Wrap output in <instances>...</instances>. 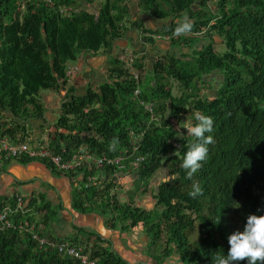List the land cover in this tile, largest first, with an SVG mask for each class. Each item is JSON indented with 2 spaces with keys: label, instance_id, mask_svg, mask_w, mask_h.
<instances>
[{
  "label": "trees",
  "instance_id": "16d2710c",
  "mask_svg": "<svg viewBox=\"0 0 264 264\" xmlns=\"http://www.w3.org/2000/svg\"><path fill=\"white\" fill-rule=\"evenodd\" d=\"M23 1L0 0V140L23 141L27 121L43 116L40 93L65 90L54 138H47L49 149L123 157L122 169L103 166L107 174L102 189L74 188L72 209L78 214L100 209L112 232L142 228L151 247L163 245L161 254L151 249L147 254L155 264L173 256H180L183 264H212L216 252L226 254L228 236L242 230L246 217L264 214V0H215L213 11L207 8L210 0H102L97 13L85 9L91 0ZM131 1L164 24L151 31L132 20ZM63 6L79 10L67 16L59 11ZM185 13L194 21L193 30L176 35V20ZM130 27L148 34L142 41L151 47L165 41L169 47L190 48L204 33L209 44L191 55L156 54L145 81L139 71L143 57L134 61L139 72L135 81L112 56L106 80L76 94L67 85V64L101 49L110 54ZM213 35L222 40L223 53L214 51ZM170 79L177 82L178 95L171 92ZM136 88L140 93L134 96ZM141 103H150L151 113ZM197 110L213 117L214 142L202 168L189 178L181 165L194 138L180 123H195ZM114 138L118 143L112 149ZM135 158L141 160L131 167ZM12 161L25 164L28 159L5 160L0 155V175ZM39 163L60 174L49 162ZM161 170L168 179L151 186V178ZM111 171L131 174L134 190L150 195L153 208L113 194ZM194 183L203 189L196 198L188 194ZM22 198L27 204L15 211V197L0 196V212L11 208V226L0 230V264H79L59 253L58 244L83 247L96 264H143L122 258L110 240L95 232L74 227L71 237H58L50 227L56 212L49 202L42 195L38 200ZM33 224L46 240L41 247L26 230Z\"/></svg>",
  "mask_w": 264,
  "mask_h": 264
},
{
  "label": "crops",
  "instance_id": "0c3cea01",
  "mask_svg": "<svg viewBox=\"0 0 264 264\" xmlns=\"http://www.w3.org/2000/svg\"><path fill=\"white\" fill-rule=\"evenodd\" d=\"M101 2L102 0H91L89 4H85V9L88 11L89 9H92L90 11L97 13ZM132 7L130 8L132 20L141 23L145 29L154 31L164 24V21L162 20L159 21L152 16L143 14L140 10H138L137 6L135 7L134 5L135 10H132ZM147 35L148 34H141V29L138 27L128 28V30L125 32L124 38L113 43L112 50L110 51L111 53L108 54L110 55V59L121 49L130 50L131 48L134 51L136 50L139 56L143 57V60L146 59L144 50L147 49L146 47H148L149 44L143 43L142 38ZM164 42L165 41H158L155 42V44L157 43L159 49H170L168 44ZM153 54L156 55L157 53L154 52L152 55ZM108 55L101 49L96 53L83 55L75 62H69L67 67L77 68L78 71H72L73 73L67 80V85L73 86L76 94H83L87 88H96L99 83L106 80V69L104 65L107 64L106 59ZM147 64L150 68V64ZM76 83L81 84H79L77 87L75 85ZM93 85L95 86L92 87ZM64 94L65 90L63 89H60L56 92L43 91L40 93V101L42 104L44 103V112L42 118L37 120L39 122L38 130L33 133L36 141L39 138H43L49 134L52 138H54L53 126L57 117L59 116V105L63 100ZM48 114L51 116V120L48 117ZM30 121L34 120L27 121V127L29 125L32 126ZM62 182L67 183V188L61 187L60 184ZM74 185L75 184H73L70 179L63 175H57L53 173L38 161L28 160L25 164L19 163L18 161H12L6 167V172L0 175V196L9 197L10 195L19 194L26 199L36 197L38 200V196L42 195L49 202L50 206L55 209L56 215L54 220L60 221V219L56 217L58 216L59 212H62V210L59 212H57V210L62 209V205L60 203L65 200L63 196V194H65L67 196V202L65 209H63L65 214L62 213V220H64L65 223L71 228H66L67 235L65 234V236H62L59 228L58 230L57 227L54 228V222L52 221L50 227L55 235L63 238L71 237L75 233L74 227H78L84 229L86 232H95L97 235H99L100 239L105 238L110 240L108 236H112L110 242L113 247L115 244H119L123 249H126L128 245H124L123 240H125L127 243V238H121V235H116V232H112L106 228L104 224L105 219L103 220L102 216H98L94 213L78 214L72 209L71 197L74 190ZM66 224H64V226H67ZM64 226L61 224L62 228ZM103 228L106 232H108L106 236H103ZM113 237L115 238V242L113 241Z\"/></svg>",
  "mask_w": 264,
  "mask_h": 264
},
{
  "label": "built area",
  "instance_id": "2783aa9c",
  "mask_svg": "<svg viewBox=\"0 0 264 264\" xmlns=\"http://www.w3.org/2000/svg\"><path fill=\"white\" fill-rule=\"evenodd\" d=\"M19 1L22 4L24 2L23 0ZM78 10V8L73 6H63L59 11L61 14L69 16L73 12H78ZM150 36L155 40L160 39V37H154L153 35ZM118 59L123 64V68L127 71L131 78L138 81L139 72L133 66L136 55H134L129 49H123L120 52ZM76 70L77 68H68L67 76L71 75L73 73L72 71ZM139 93V88H136L134 90V96H137ZM141 105L144 109L151 113L152 105L150 103H141ZM0 155L5 160L24 157L29 161L49 162L51 164V168L55 172L70 179L72 183L75 184L74 188L77 190H82V188L86 189L90 186H98L102 189V184L106 181L107 174L103 173V166L112 167L116 165L118 169H122L120 161L123 160V157L108 159L105 157L95 156L94 154L86 151V149L78 150L73 153L66 152L64 149H61V152L59 153L53 152L48 147L47 136H45V138H39L33 144H30L26 140L19 141L18 143H10L7 139H2L0 140ZM140 160V158H135V162L132 165L130 164L131 167H135L137 165L136 162H139ZM109 178L114 180L112 188L113 194H118L119 191L126 194V192L132 190L133 188L132 185H129L130 183H133L134 180L131 174L125 177L120 171H111ZM18 195L19 194L13 195L16 200L15 211H18L25 204H27V201H23L22 196ZM119 197L121 198V196ZM10 211L11 208L4 207L0 212V230L11 226V223L8 221ZM26 230L30 232L31 239L35 241L39 247L46 243L45 238L39 236L38 233L34 231V224ZM57 249L59 253L74 258L79 264H96L97 259L91 257V255L88 252H85L81 246L58 244Z\"/></svg>",
  "mask_w": 264,
  "mask_h": 264
},
{
  "label": "clouds",
  "instance_id": "9594fccd",
  "mask_svg": "<svg viewBox=\"0 0 264 264\" xmlns=\"http://www.w3.org/2000/svg\"><path fill=\"white\" fill-rule=\"evenodd\" d=\"M193 27V19L185 13L176 20L174 33L176 35L188 34L193 30ZM194 115L196 122L189 123L186 127L187 134L192 135L194 139L184 153L181 165L187 170L186 176L189 178L202 168V162L206 161L209 155V146L214 142L211 134L214 128L213 117L204 115L199 110ZM117 143L118 141L114 138L110 143V148L114 149ZM202 191L199 184L194 183L188 194L196 198ZM228 244L230 247L227 253L216 252L212 264H237L238 261L245 260L246 264H264V214H249L242 230L237 229L228 236ZM175 261L183 264L180 256L173 257V262Z\"/></svg>",
  "mask_w": 264,
  "mask_h": 264
},
{
  "label": "rangeland",
  "instance_id": "374dc122",
  "mask_svg": "<svg viewBox=\"0 0 264 264\" xmlns=\"http://www.w3.org/2000/svg\"><path fill=\"white\" fill-rule=\"evenodd\" d=\"M214 3H215V0H210L209 2H207L208 10H211V11L214 10ZM134 5L136 7V4L133 1H131L130 2V8L132 7V10H135ZM197 7H199V6L197 5L193 9L196 10ZM90 10H92V9H89V11ZM208 10H207V12H208ZM204 34L197 35L198 36L197 40L195 41V43L193 42L194 44L191 45L190 48H180V49H178V47H176V46H170V49H168V48L167 49L166 48L159 49L157 43L153 47H151V46L146 47L147 49L144 50V54L146 55L145 56L146 59L143 60L144 66H143V69L141 68V70H139L140 71L141 81H145V77L147 75L146 72H147V70H149V65L147 63L150 64V68H151V64L155 60L154 59L155 55L154 54L152 55V53L155 52V53L158 54V56H162V55H165V53H167V52L168 53L174 52V54L177 57H180L181 54L191 55L192 51L198 50L201 47H204V46L209 44V39L207 38L208 36L207 37H202V35H204ZM212 38H213L212 44H213L214 51L216 53H223L225 51V48L223 46L222 40L216 35H213ZM156 42H158V41H156ZM164 43H167V42H164ZM130 50L132 51V53L134 55H136V60H139L140 56L137 53V51L136 50L134 51L132 48ZM121 51H122V49L114 56L115 57H119ZM150 53H151V55H150ZM106 60H107V64L104 65L105 69H107V67H108V63L110 61V55H108ZM77 71H78V69H77ZM79 84H81V83H76L75 85L78 87ZM169 84H170L171 92L174 95H178L179 92H178V84H177V82L170 79L169 80ZM94 86L95 85H93L92 87H94ZM204 88H205V86H204ZM48 117L51 120V116H49V114H48ZM184 120H182V122L180 123V127L181 128L187 127V125H188L186 122H184ZM30 122L32 123V126H30V125L28 126L29 130H27V133H26V136L24 137V140L28 141L30 144H33L36 141V138H35V136H33V133H35V131L38 130L39 122L37 120L30 121ZM50 137H51L50 134L47 135V138H50ZM43 138H45V137H43ZM167 179H168V177H167L166 171L165 170H163V171L161 170V171L157 172L155 175H153V177L151 178V181H150V185L156 187L160 182L166 181ZM63 181H65V180H63ZM60 185L63 188H67V183L66 182L65 183L62 182ZM129 185H132V187H133L134 181H133V183H130ZM134 188L135 187H133L132 190L126 192V194H123L122 191H119L118 194H119V196H121V201L128 200V198L130 196L133 199V201L135 200L134 203H135L136 206L143 207V208H145L147 210L152 209L153 206H154V200L151 198V196L148 195V194L142 195V194H140V192H141L140 188L138 190H136V191L134 190ZM63 196H64L65 200L63 198L64 201H62V203H60L62 205V209H58L57 210V212H59L60 210H62V212H59L58 216L56 217V218L60 219V221L53 219V222H54L53 224H54V228L57 227V230L59 228V231L62 234V236H65V234L67 235L66 228H68L70 226L67 225L64 220H62V213L65 214L63 209H65L66 202H67V200H66L67 196L65 194H63ZM119 199H120V197H119ZM92 213L103 217L100 209H93ZM98 222H99V219H98ZM61 224L63 226H64V224H66L67 226H64L62 228ZM118 234L121 235V238L122 237L123 238H127V243H126L125 240H123V243H124V245H128L127 246V250L126 249L125 250H126V252L130 253L129 254V258L131 259L132 262L138 263L140 261V262H143V264H155L152 261H149V258H147L148 257L147 254H149V250L150 249L153 252L161 254L162 246H163V245H161V242L159 244H156L155 247H151L150 244H148V239H147L146 235L144 234V231H143L142 228H136L133 231H127L128 236L126 234H122V232H120V231H119V233H116V235H118ZM111 237L112 236H108V238L110 240H111ZM113 239H114L113 241L115 242V238L114 237H113ZM173 257H175V256H173ZM173 257L170 258L169 260L165 261L164 264H166V262H167V264H178L177 261L173 262Z\"/></svg>",
  "mask_w": 264,
  "mask_h": 264
},
{
  "label": "water",
  "instance_id": "95a60500",
  "mask_svg": "<svg viewBox=\"0 0 264 264\" xmlns=\"http://www.w3.org/2000/svg\"><path fill=\"white\" fill-rule=\"evenodd\" d=\"M102 232H103V236H106V235L108 234V232H106V231L104 230V228H103ZM114 244H115V243H114ZM113 249H114L115 251H117V252L119 253V255H120L122 258H124V259L127 260L128 262L133 263V262L131 261V259L129 258V254H130V253L126 252V250L123 249L119 244H115L114 247H113ZM134 263H136V262H134Z\"/></svg>",
  "mask_w": 264,
  "mask_h": 264
}]
</instances>
